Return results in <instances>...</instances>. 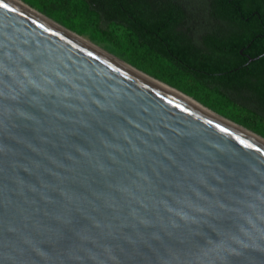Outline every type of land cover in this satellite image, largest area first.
I'll list each match as a JSON object with an SVG mask.
<instances>
[{
  "label": "water",
  "instance_id": "water-1",
  "mask_svg": "<svg viewBox=\"0 0 264 264\" xmlns=\"http://www.w3.org/2000/svg\"><path fill=\"white\" fill-rule=\"evenodd\" d=\"M0 5V264H264V139Z\"/></svg>",
  "mask_w": 264,
  "mask_h": 264
},
{
  "label": "flooded vegetation",
  "instance_id": "flooded-vegetation-1",
  "mask_svg": "<svg viewBox=\"0 0 264 264\" xmlns=\"http://www.w3.org/2000/svg\"><path fill=\"white\" fill-rule=\"evenodd\" d=\"M18 1L44 16L95 17L101 30L111 25L127 30L115 19H134V44L141 49L167 48L171 17L181 18L177 30L184 40L227 50L214 70L198 69L200 79L217 77L238 89L237 95L264 98V0ZM252 104V110L261 108Z\"/></svg>",
  "mask_w": 264,
  "mask_h": 264
},
{
  "label": "rangeland",
  "instance_id": "rangeland-1",
  "mask_svg": "<svg viewBox=\"0 0 264 264\" xmlns=\"http://www.w3.org/2000/svg\"><path fill=\"white\" fill-rule=\"evenodd\" d=\"M27 7L44 16L36 9L28 5ZM44 17L141 73L180 92L211 113L264 139V116L261 111L251 109L253 104L249 98L218 86L207 85L169 62L154 58L153 54L149 55L140 47L134 46L130 40L131 36L122 28L111 25L98 32L79 17L59 15Z\"/></svg>",
  "mask_w": 264,
  "mask_h": 264
},
{
  "label": "trees",
  "instance_id": "trees-1",
  "mask_svg": "<svg viewBox=\"0 0 264 264\" xmlns=\"http://www.w3.org/2000/svg\"><path fill=\"white\" fill-rule=\"evenodd\" d=\"M81 20H85L92 25L93 29L100 32L102 31L99 27V19L95 17H85ZM118 23H123L127 28L128 34L131 36V42L134 44V19H115ZM181 18L171 17V22L169 26V45L165 49H141L148 53L153 54L154 58L167 61L179 70L191 74L194 78L205 82L207 85L218 86L225 90L231 91L232 93H239L238 89L232 87L231 84L221 81L217 77L209 76V78L200 79L198 75V69L203 68L206 71H212L218 67L217 62L221 58L226 56L227 50H223V45H217V47H212L207 45V47L199 48L196 47L189 39H183L179 30ZM188 20V19H187ZM224 20V19H223ZM135 46V44H134ZM251 97V96H250ZM257 105L261 106L259 111H261L262 116H264V98L260 95L253 96ZM263 98V99H262ZM250 99V98H249Z\"/></svg>",
  "mask_w": 264,
  "mask_h": 264
},
{
  "label": "bare ground",
  "instance_id": "bare-ground-1",
  "mask_svg": "<svg viewBox=\"0 0 264 264\" xmlns=\"http://www.w3.org/2000/svg\"><path fill=\"white\" fill-rule=\"evenodd\" d=\"M156 84H157L158 86L162 87L163 89L167 90V91H170V92H172V93L177 94L176 92H174V91H172V90H169L168 88L162 86L161 84H158V83H156ZM177 95H178V94H177ZM186 101H188L190 104H192V105L198 107V106H197L194 102H192L191 100H186Z\"/></svg>",
  "mask_w": 264,
  "mask_h": 264
},
{
  "label": "snow or ice",
  "instance_id": "snow-or-ice-1",
  "mask_svg": "<svg viewBox=\"0 0 264 264\" xmlns=\"http://www.w3.org/2000/svg\"><path fill=\"white\" fill-rule=\"evenodd\" d=\"M0 7H6V5H0Z\"/></svg>",
  "mask_w": 264,
  "mask_h": 264
}]
</instances>
